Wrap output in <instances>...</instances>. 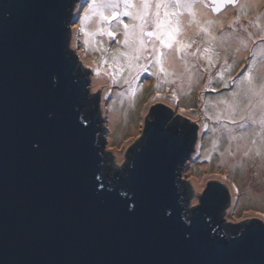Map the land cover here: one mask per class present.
<instances>
[{"label": "water", "instance_id": "obj_1", "mask_svg": "<svg viewBox=\"0 0 264 264\" xmlns=\"http://www.w3.org/2000/svg\"><path fill=\"white\" fill-rule=\"evenodd\" d=\"M76 2L0 0V264H264L261 220L233 235L218 221L226 181L186 198L197 121L156 104L117 160L71 54Z\"/></svg>", "mask_w": 264, "mask_h": 264}, {"label": "rangeland", "instance_id": "obj_2", "mask_svg": "<svg viewBox=\"0 0 264 264\" xmlns=\"http://www.w3.org/2000/svg\"><path fill=\"white\" fill-rule=\"evenodd\" d=\"M236 1L215 13L210 0H148V8L144 0H98L93 14V0H77L71 42L76 70L91 79L118 161L126 159L135 135L145 133L156 104L197 120L198 136L179 182L190 204H199L210 181H226L228 231L264 223V0ZM108 3L116 7L103 6ZM101 11L109 19L117 15L104 20ZM169 52L175 65L167 63ZM103 72L109 88L95 87ZM115 113L120 118L113 119ZM202 176L197 189L194 180Z\"/></svg>", "mask_w": 264, "mask_h": 264}, {"label": "bare ground", "instance_id": "obj_3", "mask_svg": "<svg viewBox=\"0 0 264 264\" xmlns=\"http://www.w3.org/2000/svg\"><path fill=\"white\" fill-rule=\"evenodd\" d=\"M198 13L199 14L200 13L203 14L205 12H204V10H202V11L199 10ZM74 35H75V37L73 39V44L76 43L77 40H78V38H77L78 34L75 33ZM83 60L85 62L92 63L91 59L88 58V55L83 56ZM167 63H168V65L169 64L175 65L177 63V61H174L173 60L172 52H169V54L167 55ZM103 83H105L107 85V88L111 87V85H112L108 74L107 73H104V72L102 73V75L100 77H97V79H95V87H98L100 84H103ZM123 98H127L128 99V98H131V97L129 96V93H124ZM119 116L120 115H118L117 113H115V114H112L111 117H113V119H116V118H120ZM134 132L137 133L138 132L137 129H134ZM204 170H206V168ZM218 177L222 178L221 176H218ZM218 177L216 176V178H218ZM204 179H205L204 176H202L201 179H195L194 180V186H195V188L199 189L202 186V183H203ZM254 196L257 197L258 196V193L257 192L256 193L254 192Z\"/></svg>", "mask_w": 264, "mask_h": 264}, {"label": "snow or ice", "instance_id": "obj_4", "mask_svg": "<svg viewBox=\"0 0 264 264\" xmlns=\"http://www.w3.org/2000/svg\"><path fill=\"white\" fill-rule=\"evenodd\" d=\"M100 5L98 4V0H93V14H96V8L99 7ZM104 7H109V8H114L116 7V5L114 4H111V3H108V4H105L103 5ZM144 8H148L149 7V3H148V0H144V4H143ZM161 7V5L159 3L156 4V8L159 9ZM99 15L104 19V20H107L109 19V17L107 16H104V13L101 11L99 12ZM117 15V13L113 12V17L112 18H115ZM125 15H128V13H125ZM157 18L156 20V26L159 27V16H160V13L159 11H157L155 14H154ZM143 23H147V20L144 19V17H141ZM123 27L125 29L128 28V25L127 24H124ZM149 35H151L152 33H148ZM109 35H112V36H115L116 34L115 33H109ZM264 102V101H262ZM206 195H211V187H209V190L205 193Z\"/></svg>", "mask_w": 264, "mask_h": 264}, {"label": "trees", "instance_id": "obj_5", "mask_svg": "<svg viewBox=\"0 0 264 264\" xmlns=\"http://www.w3.org/2000/svg\"><path fill=\"white\" fill-rule=\"evenodd\" d=\"M77 74H81L83 77H85V78H88L87 77V75H85V73H82V72H80V71H77L76 72ZM88 94L86 95V98H85V100L83 101V106H84V109H85V114H87L88 116H90V114H91V112L93 111V108H94V102H95V100H96V98H91V97H89L88 99ZM134 149H136V148H134ZM133 150V149H132ZM131 150V151H132ZM131 159V156L129 157V160ZM130 164V163H129ZM128 164V165H129ZM123 173V172H122ZM105 175H107L106 173H105ZM109 175V174H108ZM222 214H223V210L220 212V214L218 215V221L220 222V224H221V227H222V225L224 224L223 223V220H222ZM257 222H259V221H257ZM223 228V227H222ZM235 230V229H234ZM233 230V231H234ZM233 231H231V232H229V234H232L233 235Z\"/></svg>", "mask_w": 264, "mask_h": 264}, {"label": "flooded vegetation", "instance_id": "obj_6", "mask_svg": "<svg viewBox=\"0 0 264 264\" xmlns=\"http://www.w3.org/2000/svg\"><path fill=\"white\" fill-rule=\"evenodd\" d=\"M258 47H259V46L257 45V47H256L257 50H258ZM263 47H264V46H263ZM253 51H254V50H253ZM251 52H252V49H251ZM225 89H226V91H227V88H225ZM228 89H229V88H228ZM89 97H91V96H88V98H89ZM88 98H87V99H88ZM181 119H182V118H181ZM182 121H183L184 123H188V124H190L191 122H193V121H197V120H193V119H191V118H189V119L183 118Z\"/></svg>", "mask_w": 264, "mask_h": 264}]
</instances>
